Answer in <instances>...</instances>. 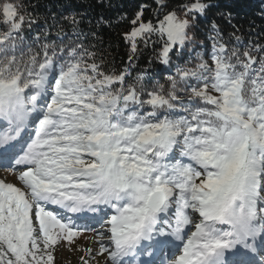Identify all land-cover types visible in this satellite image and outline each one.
I'll return each mask as SVG.
<instances>
[{
	"label": "snow or ice",
	"instance_id": "6c2138e0",
	"mask_svg": "<svg viewBox=\"0 0 264 264\" xmlns=\"http://www.w3.org/2000/svg\"><path fill=\"white\" fill-rule=\"evenodd\" d=\"M208 7L156 23L140 12L125 39L135 53L158 37L170 65L187 17ZM0 22V169L19 183L0 180V264H53L84 231L111 264H264V57L252 69L249 51L213 36L211 66H177L149 90L87 49L25 51L10 2Z\"/></svg>",
	"mask_w": 264,
	"mask_h": 264
},
{
	"label": "trees",
	"instance_id": "16d2710c",
	"mask_svg": "<svg viewBox=\"0 0 264 264\" xmlns=\"http://www.w3.org/2000/svg\"><path fill=\"white\" fill-rule=\"evenodd\" d=\"M5 2L26 17L20 44L25 51L28 46L37 50L44 43L58 50L87 49L101 71L126 72V83H135L143 76L149 90L157 84L167 89L168 77L176 75L177 66L194 68L201 60L211 66L213 36L226 44L229 53L235 48L243 58V52L249 51L257 61L252 69H259L264 57V0H203L209 7L195 19L188 17L189 39L174 51L170 65L157 59L159 45L152 41L158 37H151L147 46L139 42L133 53L125 34L134 27L132 21L138 13H143L145 22L156 23L171 12L184 15V5L193 0H0V4ZM29 18L35 21L31 25ZM5 28L0 22V31ZM181 97L187 100L183 92Z\"/></svg>",
	"mask_w": 264,
	"mask_h": 264
},
{
	"label": "rangeland",
	"instance_id": "374dc122",
	"mask_svg": "<svg viewBox=\"0 0 264 264\" xmlns=\"http://www.w3.org/2000/svg\"><path fill=\"white\" fill-rule=\"evenodd\" d=\"M178 16L181 19L186 18L185 15ZM180 49L177 48L176 50ZM0 180L19 186L16 176L11 171L0 169ZM95 229L96 231L102 230L99 225ZM104 243H108V241L105 240ZM52 252L54 256L53 264H84L85 261L87 264H111L107 253L103 255L99 254V243L95 238V233L91 231L82 232L81 235L74 238L71 244L61 240Z\"/></svg>",
	"mask_w": 264,
	"mask_h": 264
}]
</instances>
